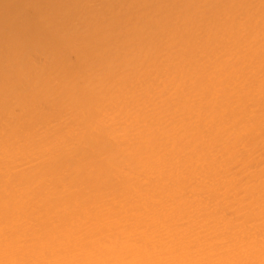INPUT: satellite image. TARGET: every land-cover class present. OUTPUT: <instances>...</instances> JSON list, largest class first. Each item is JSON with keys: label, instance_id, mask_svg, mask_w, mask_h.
I'll use <instances>...</instances> for the list:
<instances>
[{"label": "bare ground", "instance_id": "6f19581e", "mask_svg": "<svg viewBox=\"0 0 264 264\" xmlns=\"http://www.w3.org/2000/svg\"><path fill=\"white\" fill-rule=\"evenodd\" d=\"M0 264H264V0H0Z\"/></svg>", "mask_w": 264, "mask_h": 264}]
</instances>
